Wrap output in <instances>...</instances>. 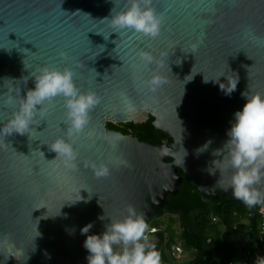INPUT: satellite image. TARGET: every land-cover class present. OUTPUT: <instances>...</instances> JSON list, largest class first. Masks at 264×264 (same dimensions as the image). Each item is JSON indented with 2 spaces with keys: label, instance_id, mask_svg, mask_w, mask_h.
Wrapping results in <instances>:
<instances>
[{
  "label": "water",
  "instance_id": "obj_1",
  "mask_svg": "<svg viewBox=\"0 0 264 264\" xmlns=\"http://www.w3.org/2000/svg\"><path fill=\"white\" fill-rule=\"evenodd\" d=\"M115 4L119 11L125 0ZM114 6L113 0H0V127L14 110L4 104L8 89L25 95L35 87L30 74L45 65L70 67L81 91L102 97L84 132L71 138L78 171L48 148L57 137L67 139L62 97L46 105L28 133L0 136V264H88L87 235L103 233L129 205L150 226L178 194L179 171L203 196L239 201L227 187L230 172L217 185L220 173L209 169L222 159L213 152L229 139L246 103L242 93L264 94V0H152L162 19L154 39L113 32L101 20ZM140 50L163 59L158 70L168 83L154 93L143 81L157 65L145 66ZM162 51L168 55L162 58ZM227 77H238L230 94L220 88ZM151 117L159 145L107 127ZM108 160L107 178L97 179L86 166Z\"/></svg>",
  "mask_w": 264,
  "mask_h": 264
},
{
  "label": "clouds",
  "instance_id": "obj_2",
  "mask_svg": "<svg viewBox=\"0 0 264 264\" xmlns=\"http://www.w3.org/2000/svg\"><path fill=\"white\" fill-rule=\"evenodd\" d=\"M113 3L115 6L110 17L101 20L113 32L134 30L153 39L161 34L162 19L152 7V0H125L124 7L119 11L115 0ZM60 55L67 54L61 52ZM137 55L145 66L154 63L157 65L149 79L143 81L149 91L154 93L168 83V79L158 70L163 67V59L158 60L150 51L145 50H140ZM160 55L163 58L168 54L162 51ZM74 75L70 67L61 69L45 65L30 74L35 87L27 89L25 95H21V90L9 88L4 104L14 107V110L11 118L0 127V136L28 133L34 119L37 116L43 119L46 115V105H50L55 98L62 97L66 109L67 139L57 137L48 148L56 153L55 159L58 158L66 169L78 171L79 152L71 138L84 132L91 121L92 110L101 103L102 97L92 90L81 91L74 81ZM227 80V85L220 83V88L230 94L236 90L238 77L234 80L227 77ZM204 81L209 80L204 77ZM13 91L16 92L15 95L12 94ZM242 95L246 97V103L241 111L235 113V122L227 132L229 139L223 148L214 150L213 155L222 159L212 162L213 167L209 169V173L214 175L218 170L220 179L217 185H223L224 174L230 172L227 187L231 189L233 197L249 209L259 205L260 212L264 213V189L260 187L264 185V94L249 95L245 92ZM210 143L211 141L198 151H204ZM112 147L115 149L116 145L113 144ZM111 163V160L99 164L92 161L87 162L86 166L91 167L97 179H101L111 175ZM125 211L123 218L110 219L103 233L87 235L83 246L89 253L88 264H161V254L151 239V234L156 229L149 227L145 215L139 213L134 206H127ZM100 219L105 217L101 216ZM91 227L92 224L85 225L81 228V233L87 234ZM254 264H264V256L258 255Z\"/></svg>",
  "mask_w": 264,
  "mask_h": 264
},
{
  "label": "trees",
  "instance_id": "obj_3",
  "mask_svg": "<svg viewBox=\"0 0 264 264\" xmlns=\"http://www.w3.org/2000/svg\"><path fill=\"white\" fill-rule=\"evenodd\" d=\"M154 118L145 124L108 123L109 130L139 138L142 142L161 143L152 125ZM183 178L176 196H170L162 217L150 227L160 229L151 235L161 254V264H252L261 256L260 239L264 237V219L260 206L249 209L241 201H214L203 196L179 171ZM213 219L217 221L214 223ZM249 234V243L241 248L229 239L238 234ZM173 246H179L180 258L172 255Z\"/></svg>",
  "mask_w": 264,
  "mask_h": 264
},
{
  "label": "built area",
  "instance_id": "obj_4",
  "mask_svg": "<svg viewBox=\"0 0 264 264\" xmlns=\"http://www.w3.org/2000/svg\"><path fill=\"white\" fill-rule=\"evenodd\" d=\"M259 215L264 219V213H261L260 210H259ZM216 221H217L216 219H213L214 223ZM150 228H153V227H150ZM155 229H156V231L153 234H157V233L160 232V229H158V228H155ZM153 234H151V235H153ZM260 244H261V256H264V237H261ZM171 252H172V255L175 256L176 258H180L181 255L183 254V251H182V249L179 246H173L172 249H171ZM218 264H220L219 261H218ZM229 264H232V263H229ZM252 264H254V261H253Z\"/></svg>",
  "mask_w": 264,
  "mask_h": 264
},
{
  "label": "rangeland",
  "instance_id": "obj_5",
  "mask_svg": "<svg viewBox=\"0 0 264 264\" xmlns=\"http://www.w3.org/2000/svg\"><path fill=\"white\" fill-rule=\"evenodd\" d=\"M229 241H231L238 248H241L242 246H245L249 243V234L246 233L234 235L229 239Z\"/></svg>",
  "mask_w": 264,
  "mask_h": 264
}]
</instances>
